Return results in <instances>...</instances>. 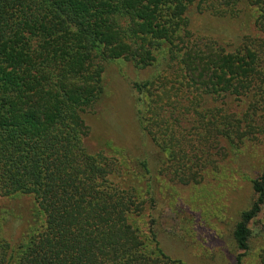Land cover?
<instances>
[{
	"label": "rangeland",
	"instance_id": "1",
	"mask_svg": "<svg viewBox=\"0 0 264 264\" xmlns=\"http://www.w3.org/2000/svg\"><path fill=\"white\" fill-rule=\"evenodd\" d=\"M209 1L213 10L186 4L166 37L138 39L144 51L131 60L92 46L86 71L101 66L102 91L81 114L82 146L114 163L108 177L131 199L148 256L159 248L181 264H264V200L243 253L231 238L264 173V0ZM34 217L30 197H0V240L21 244Z\"/></svg>",
	"mask_w": 264,
	"mask_h": 264
},
{
	"label": "trees",
	"instance_id": "2",
	"mask_svg": "<svg viewBox=\"0 0 264 264\" xmlns=\"http://www.w3.org/2000/svg\"><path fill=\"white\" fill-rule=\"evenodd\" d=\"M191 1L0 0V197L28 196L37 214L21 244L0 240V264H181L159 248L143 251L135 207L108 177L114 163L82 146L81 114L102 91L101 66L86 71L92 46L107 60H129L144 51L138 39L166 37L169 19ZM211 2L203 9L213 10ZM263 181L264 173L251 183L254 203L234 226L239 253Z\"/></svg>",
	"mask_w": 264,
	"mask_h": 264
}]
</instances>
